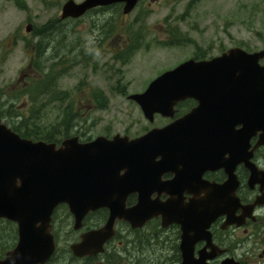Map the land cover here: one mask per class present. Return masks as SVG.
Segmentation results:
<instances>
[{"label": "water", "instance_id": "95a60500", "mask_svg": "<svg viewBox=\"0 0 264 264\" xmlns=\"http://www.w3.org/2000/svg\"><path fill=\"white\" fill-rule=\"evenodd\" d=\"M138 2L67 0L61 19L80 18L94 8L118 3L123 4V13L129 14ZM263 58L264 49L249 53L235 47L210 60L189 59L165 71L144 92L131 94L129 99L140 105L150 122L156 114L174 120L135 138L118 133L82 142L79 136H72L58 145L22 137L0 119V220L14 222L18 229L16 246L0 258V264H47L57 247L52 220L61 204H66L73 214L75 230L82 228L90 212L109 210L105 227L84 233L79 242L71 245L79 258L104 252L106 243L115 235L118 220L134 228L160 216L164 225L180 222V199L152 198L153 192H161L165 186L171 192L183 179L179 175L162 182L163 170L179 165L191 170L195 162L206 161L214 144L209 139L224 133L229 120L223 111L227 104H240L242 110L247 109L248 123L257 120L264 126V65L259 63ZM226 88L239 89L241 93L238 97L221 94L220 90ZM191 98H196L200 106L175 119L176 106ZM224 134L215 142V149L226 144ZM132 193H137L138 198L129 207ZM192 207L193 202L184 212L189 216L183 221L184 227L197 221L192 218ZM184 227L183 264H206L204 257L193 258L194 240Z\"/></svg>", "mask_w": 264, "mask_h": 264}, {"label": "rangeland", "instance_id": "374dc122", "mask_svg": "<svg viewBox=\"0 0 264 264\" xmlns=\"http://www.w3.org/2000/svg\"><path fill=\"white\" fill-rule=\"evenodd\" d=\"M66 1L0 0V89L8 90L20 75L29 82L39 77L35 61L38 43L43 37L39 31L48 22L60 19ZM83 1L76 0L77 3ZM122 8H98L78 19L60 20L62 28L51 32L56 40L46 48L43 62L51 65L64 59L65 64L56 65L62 72L52 87L68 97L62 106L56 101L48 104L45 99L34 104L31 92L27 93L24 86L23 95L15 106L22 108L23 115L30 116L32 108L41 104L40 113L31 119L38 128L34 129L51 132L62 119V108L71 104L78 114L71 134L79 131L82 141L100 135L113 137L118 133L138 137L148 129L164 126L171 119L157 115L151 123L140 106L128 98L130 94L145 91L160 74L197 54L208 59L237 45L264 48V0H144L129 14H124ZM140 14L146 15L142 25L136 21ZM139 29L143 34L140 48L126 63L114 60L112 52L120 51L131 36L129 31L136 33ZM95 36L101 40L104 36V49L90 52L89 59L83 61L87 52L84 46H91ZM174 37L179 41L169 44ZM75 57L77 61L67 68V63ZM89 86L101 93L95 101L83 98ZM4 123L11 127L8 122ZM58 133L57 138L63 140L64 134L60 130ZM55 218V226L63 228L57 229L59 251L49 264H85L73 260L68 252L69 244L77 237L69 227L73 218L66 209L59 210ZM87 222H103V218L97 215ZM6 228L5 224L0 225V235H6ZM121 235L126 241V232L122 231ZM10 242L14 240L11 238ZM1 247L0 255L4 257L6 251L3 253ZM124 247L126 249L127 242ZM95 264L104 262L101 259Z\"/></svg>", "mask_w": 264, "mask_h": 264}, {"label": "flooded vegetation", "instance_id": "af4514ba", "mask_svg": "<svg viewBox=\"0 0 264 264\" xmlns=\"http://www.w3.org/2000/svg\"><path fill=\"white\" fill-rule=\"evenodd\" d=\"M103 38L104 36L102 40ZM102 40L95 36L90 42L91 46H84L87 52L84 53L83 61L89 59L90 52L104 49ZM128 43L129 38L123 45ZM235 47H242L250 53L264 49H251L244 45ZM112 53L114 57L118 54ZM204 59L206 58L195 55L197 61ZM259 63L264 65V58ZM22 78L23 75H20L17 83L8 90L0 89L4 92L3 96L0 95V118L11 127L22 119V108H17L15 104L23 95L24 86L30 83ZM220 93L238 97L241 90L226 88L220 90ZM99 96L101 93L89 86L83 98L95 101ZM199 106L200 102L196 98L182 101L177 106L176 117H182ZM215 108L218 111L216 104ZM223 111L229 117L228 128L227 125L224 127L225 134L209 139L214 144L206 161L203 164L195 162L191 170H186L183 165L163 170L160 177L162 182L173 180L179 175L183 179L171 192L165 186L161 192L155 191L152 194V198L159 197L162 201L169 198L180 199L183 207L180 222L164 225L163 216H160L138 228L130 223H118L115 226L116 235L107 243L104 253L76 258L70 249L71 244L80 241L84 233L105 227V223L87 222L95 213L92 212L79 230H74L75 224L69 225L77 236L68 248L72 259L84 261L85 264H95L101 259L104 264H183V221L189 218L188 213L184 212L188 211V205L193 202L192 218L197 221L184 228L190 239L194 240L195 260L204 257L206 264H264V126L257 120L248 123L247 109L242 110L240 104H227ZM234 115L237 117L232 118ZM223 134L226 144L215 149V142L220 141ZM137 198L138 194L132 193L128 198V206L135 205ZM194 224H202L203 227H194ZM60 228L63 227H56L54 224L56 240L57 229ZM199 229L201 233L198 232ZM122 231L127 234L126 241L121 239ZM125 242L126 249L122 248Z\"/></svg>", "mask_w": 264, "mask_h": 264}, {"label": "trees", "instance_id": "16d2710c", "mask_svg": "<svg viewBox=\"0 0 264 264\" xmlns=\"http://www.w3.org/2000/svg\"><path fill=\"white\" fill-rule=\"evenodd\" d=\"M142 1L144 0H141L140 3ZM113 6H116L119 8L122 7L121 4H116ZM143 12L144 11L142 10L141 13ZM141 16L142 15L140 14L137 17L136 21L138 23H141L142 25L143 24L142 21H144L146 15L142 17ZM61 24L62 22L60 21V19L50 21L48 22L47 25L43 27V29L41 28L42 31H39L40 34L42 33L41 35H43V37L40 40L38 54L36 57L37 59H35V61H36L37 71L41 73V77L39 79L33 80L32 84L29 87V91L31 92V101H33L34 104H36L40 100L45 99V102H48V104L51 102L49 100H54L56 102H59V104L62 106L64 101L68 97V95L63 93L62 91L61 92L55 91L53 93L52 90L49 89L50 85L59 76L60 74L59 72H62L60 69L57 68L56 65L65 64L66 62L62 61L64 59H61L60 63H53L51 65H47L46 63L43 62V58H45L44 53L46 51V48L48 46L50 47L52 42L56 40L55 37L51 35V32L57 27L59 28ZM129 33L134 34L133 36H130L129 38L130 43L125 44V46L121 47L117 56H115V58L119 59L121 63H126L135 54V52L140 48V40L143 37L142 36L143 34L141 33V29H139L136 33L132 31H129ZM174 35L176 36V33ZM63 40H64V37H63ZM178 41L179 39L174 37V40L171 41L169 44L177 43ZM76 61L77 59L75 57L69 63H67V68H68V65H72ZM38 90L39 92H37ZM35 101L37 102L35 103ZM41 109H42L41 104L39 105V107H36V106L33 107L31 110L30 116L23 115L22 117L23 119L19 123H14L12 125L13 130L21 134L23 137L31 138L34 140H45L48 142H54V141L59 142L60 141L59 138H57V135L60 134L58 133L59 130L60 132L64 134L65 137H69L72 135L71 132L75 126V120L78 118V114L76 113V111L74 110L71 104H67L64 108H62V113H63L62 119L56 125V128H54L51 131L52 133L51 132L44 133V132L36 130L38 128H36L34 123L31 121L32 118L36 117L40 113ZM76 134L79 135V131H77ZM61 209H66V211H68L67 207L62 205L57 209L56 213L54 214V217H56V215L58 214V211ZM97 215L105 219L107 216V210H104V209L98 210L92 214V217H95ZM1 224H5V226L7 227L6 235L5 236L0 235V245L2 246L1 250L4 253L5 251L9 250L11 247H14V243L17 240L18 236H17V229L15 226V223L9 220L1 219L0 225ZM11 238L14 240V242H10ZM0 257H3V254L0 255ZM55 258L56 257H54L52 261Z\"/></svg>", "mask_w": 264, "mask_h": 264}]
</instances>
